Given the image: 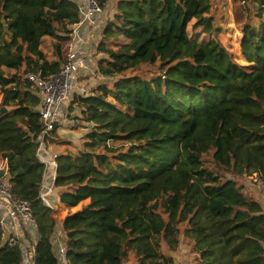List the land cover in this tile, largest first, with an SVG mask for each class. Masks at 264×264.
Segmentation results:
<instances>
[{
    "label": "trees",
    "instance_id": "obj_1",
    "mask_svg": "<svg viewBox=\"0 0 264 264\" xmlns=\"http://www.w3.org/2000/svg\"><path fill=\"white\" fill-rule=\"evenodd\" d=\"M253 1L237 14L241 64L221 40L228 18L215 0H117L95 45L105 80L71 100L81 142L58 134L61 121L45 138L59 151L50 207L41 100L21 76L60 70L79 6L0 0V176L31 205L35 264L59 263L57 210L79 205L60 221L71 264H174L185 242L196 253L187 264H264V211L236 179H264V0ZM25 15L34 37L21 41ZM21 259L0 239V264Z\"/></svg>",
    "mask_w": 264,
    "mask_h": 264
},
{
    "label": "built area",
    "instance_id": "obj_2",
    "mask_svg": "<svg viewBox=\"0 0 264 264\" xmlns=\"http://www.w3.org/2000/svg\"><path fill=\"white\" fill-rule=\"evenodd\" d=\"M79 6L80 18L70 27V37L62 46V64L55 74L44 75L42 72H27L22 74L21 81L26 88L40 97L39 112L45 124V129L38 137V156L47 166L55 163L47 161L42 156L46 136L51 137L55 124L61 121L67 110V105L75 94H83L88 90L81 84L80 78L93 71L91 55L87 48L91 43L93 32L99 29L104 7L99 0H72ZM253 179L264 186V179L257 172L252 173ZM246 175V174H245ZM246 183V182H245ZM248 187V183H246ZM43 200L54 207L46 193ZM257 201V200H256ZM261 205V204H260ZM262 206V205H261ZM264 211V208L262 206ZM0 239L3 245L22 249L20 264H35V248L38 240L37 222L29 202L14 194L7 177L0 176ZM58 264H71L67 257L65 241L59 239L55 244Z\"/></svg>",
    "mask_w": 264,
    "mask_h": 264
},
{
    "label": "rangeland",
    "instance_id": "obj_3",
    "mask_svg": "<svg viewBox=\"0 0 264 264\" xmlns=\"http://www.w3.org/2000/svg\"><path fill=\"white\" fill-rule=\"evenodd\" d=\"M246 2V1H245ZM244 0H215L214 9L215 11L220 13L227 14L228 20L226 21L227 31L225 34L221 35V40L224 42V44L234 53L235 59L237 62L241 64H246V61L241 56L240 50H239V38H240V31L237 25V14L240 11V4L242 6L248 5L252 9L257 8V3L253 0H248L246 3ZM116 5L117 0H109L106 8L104 9L103 15L105 14V17L107 16V19L103 18L101 21L102 23H106V21L112 17L114 12L116 11ZM219 8V9H218ZM103 17V16H102ZM102 28V26H101ZM103 29H100L99 34H101ZM18 34L19 39L21 41H25L28 37H34L32 26L27 18V16H23L21 20V24L18 28ZM97 40H99L100 36L97 34L95 36ZM51 39L46 38L44 41V49L50 53L51 52ZM93 50V49H92ZM94 54L93 52H91ZM98 55H92V67L93 70L95 69L94 62L97 61ZM81 84L90 91L93 87L97 86L100 82L105 80L100 75L97 74L96 71H93L87 75H83L81 78ZM1 99V95H0ZM71 101L67 105L66 115L61 120L60 127L62 128V134L64 136H68L74 140L76 143L81 142V134L80 131H76L75 125L77 124V116L79 115L80 110L77 107H74L73 110L70 109ZM1 159V157H0ZM254 174H246L244 176H236V179L238 180L239 184L242 185L244 192L246 195L252 197L253 199L257 200L264 208V186L259 181H255L252 177ZM226 176H231V174H226ZM248 183V187H246V183ZM85 202V201H84ZM84 204V203H83ZM77 208H67V207H61V209L57 210V216H58V225H60L61 219L64 217L65 214L69 212H73ZM59 232V231H58ZM59 237L61 235H58ZM163 250L167 251L166 246H163ZM173 257H174V264H187L192 261H194L196 257V253L191 251V247H189L186 242L180 244L174 251H171ZM127 264V263H125Z\"/></svg>",
    "mask_w": 264,
    "mask_h": 264
},
{
    "label": "crops",
    "instance_id": "obj_4",
    "mask_svg": "<svg viewBox=\"0 0 264 264\" xmlns=\"http://www.w3.org/2000/svg\"><path fill=\"white\" fill-rule=\"evenodd\" d=\"M106 8V7H105ZM103 17V21L104 19H107V16L105 17V14L102 15ZM101 18V20H102ZM100 20V26H99V29L96 31L93 32V35H92V41L91 43L89 44L88 48H87V53L88 54H92L91 52H93L94 54L92 55H95V45H96V42H97V39L95 38V36L99 34V30L100 29H103L105 23H102L103 21ZM102 26V28H101ZM93 49V50H92ZM91 55V56H92ZM97 58L99 56H96ZM92 59V58H91ZM62 128L60 127L57 132L60 136L62 137H65V138H69L68 136H64L62 134ZM71 139V138H69ZM58 149L55 145L53 144H50L48 142L45 143V147L43 149V153H42V156H44L46 158L47 161H50L53 160V158L55 157V155L58 153ZM55 161V160H54ZM6 170V163L5 161L1 158L0 159V172H3ZM55 176H56V162L53 164L52 162L49 163L47 166H46V169H45V173H44V178H43V182H42V185H41V190H42V193H46L48 196H49V200L53 203L57 202V195H56V192H55V189L53 188V184H54V179H55ZM87 201L83 202V203H86ZM82 203V204H83ZM81 204V205H82ZM80 206V205H79ZM78 206V207H79ZM78 207H75V208H78ZM59 231V232H58ZM58 235H61L60 237ZM59 239H63L64 240V235H63V232H62V228H61V224L60 225H57V228H56V232L53 236V244H56L57 241H59Z\"/></svg>",
    "mask_w": 264,
    "mask_h": 264
}]
</instances>
